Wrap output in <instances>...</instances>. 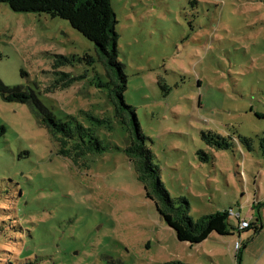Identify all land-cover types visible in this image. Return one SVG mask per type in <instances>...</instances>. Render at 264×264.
Returning a JSON list of instances; mask_svg holds the SVG:
<instances>
[{"label": "rangeland", "instance_id": "rangeland-1", "mask_svg": "<svg viewBox=\"0 0 264 264\" xmlns=\"http://www.w3.org/2000/svg\"><path fill=\"white\" fill-rule=\"evenodd\" d=\"M110 1L124 100L161 185L186 198L192 221L239 208L261 229L179 241L122 150L64 157L36 106L0 95V264H235V241L241 264H264V204L251 208L264 203V0ZM0 54L6 86L96 132L104 67L68 20L0 2ZM113 133L127 136L120 124Z\"/></svg>", "mask_w": 264, "mask_h": 264}, {"label": "trees", "instance_id": "trees-1", "mask_svg": "<svg viewBox=\"0 0 264 264\" xmlns=\"http://www.w3.org/2000/svg\"><path fill=\"white\" fill-rule=\"evenodd\" d=\"M7 3L15 12L47 13L52 17H60L69 21L71 26L82 33L95 44L98 60L104 67L105 82L100 86L107 88L103 106L96 104V132L92 125L86 126L75 117L67 116L58 119L42 104L35 95L19 86L8 87L0 79V95L4 100L19 103H31L36 106L40 123L46 130L56 137L59 142L58 153L64 157H70L74 161L78 156L96 152L100 154L108 148H116L123 151L128 163L135 173L137 181L142 185L145 196L151 200L161 220L170 227L179 241L197 244L204 241L212 232L219 235H228L231 228L246 231L250 228L253 232L261 229V217L259 213L249 219L246 228L239 229L237 222L243 217L240 215L235 226L229 223L228 210L217 211L192 221L188 216V201L179 197L176 201L170 198L166 189L161 185L157 176V166L152 162L150 150L146 146L145 137L141 132L138 119L133 106L127 104L123 93L127 87V76L122 64L117 60V23L110 0H0ZM1 58V54H0ZM165 87L164 84L160 85ZM124 129L127 136L118 138L114 135L116 125ZM3 129H0V133ZM210 137L219 148H227L224 137L213 140V132L202 134ZM112 137H116L120 144L107 143ZM240 141L251 149V139L239 137ZM264 143V139H262ZM264 150V145H263ZM264 204L256 202L251 208ZM238 211V210H237ZM235 264L240 263L241 247L234 254ZM27 264V263H25ZM167 264H183L181 262Z\"/></svg>", "mask_w": 264, "mask_h": 264}, {"label": "built area", "instance_id": "built-area-1", "mask_svg": "<svg viewBox=\"0 0 264 264\" xmlns=\"http://www.w3.org/2000/svg\"><path fill=\"white\" fill-rule=\"evenodd\" d=\"M228 214H229V216L231 214H234L235 220H237V218L240 216L239 211H237L235 213L234 210H228ZM248 225H249V219H247V218H242L239 222H237V226L239 229L246 228V227H248ZM233 248H234V252H236L238 250V248H239V242L238 241L234 242Z\"/></svg>", "mask_w": 264, "mask_h": 264}, {"label": "crops", "instance_id": "crops-1", "mask_svg": "<svg viewBox=\"0 0 264 264\" xmlns=\"http://www.w3.org/2000/svg\"><path fill=\"white\" fill-rule=\"evenodd\" d=\"M258 202H260V201H258ZM256 203V202H255ZM238 211H239V213H240V210H239V208H238ZM243 218H253V216L251 217V216H242ZM241 260H242V254H241V257H240V263L239 264H241Z\"/></svg>", "mask_w": 264, "mask_h": 264}, {"label": "water", "instance_id": "water-1", "mask_svg": "<svg viewBox=\"0 0 264 264\" xmlns=\"http://www.w3.org/2000/svg\"><path fill=\"white\" fill-rule=\"evenodd\" d=\"M159 219H161V217H159Z\"/></svg>", "mask_w": 264, "mask_h": 264}]
</instances>
